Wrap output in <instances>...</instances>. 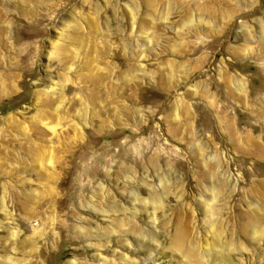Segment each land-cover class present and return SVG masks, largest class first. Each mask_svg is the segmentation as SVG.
<instances>
[{
  "label": "rangeland",
  "instance_id": "obj_1",
  "mask_svg": "<svg viewBox=\"0 0 264 264\" xmlns=\"http://www.w3.org/2000/svg\"><path fill=\"white\" fill-rule=\"evenodd\" d=\"M0 264H264V0H0Z\"/></svg>",
  "mask_w": 264,
  "mask_h": 264
},
{
  "label": "bare ground",
  "instance_id": "obj_2",
  "mask_svg": "<svg viewBox=\"0 0 264 264\" xmlns=\"http://www.w3.org/2000/svg\"><path fill=\"white\" fill-rule=\"evenodd\" d=\"M158 30V29H157ZM127 66V65H126ZM92 67V66H91ZM105 75V74H104ZM100 90H102L101 88H100ZM107 91V90H106ZM109 93V92H108ZM122 93V92H121ZM105 94H106V92H105ZM108 100H106V101H103V104L101 105H99L100 106V108L102 107V108H104L107 104H108V102H107ZM110 114V113H109ZM112 116V115H111Z\"/></svg>",
  "mask_w": 264,
  "mask_h": 264
}]
</instances>
